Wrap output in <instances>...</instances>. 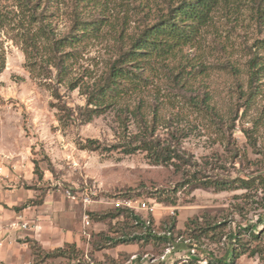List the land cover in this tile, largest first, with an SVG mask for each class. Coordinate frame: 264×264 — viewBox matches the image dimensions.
Returning <instances> with one entry per match:
<instances>
[{"label":"trees","instance_id":"16d2710c","mask_svg":"<svg viewBox=\"0 0 264 264\" xmlns=\"http://www.w3.org/2000/svg\"><path fill=\"white\" fill-rule=\"evenodd\" d=\"M14 1L19 16L12 27L13 41L25 55L31 79L50 80L57 99L60 85L79 90L86 98L85 106L76 110L63 104L59 110L65 119L88 124L107 113L115 116L120 142L105 146L90 139L80 143L82 149L120 150L126 155L142 152L152 165L174 167L182 182L174 197H161V202L176 205L177 192L189 188L218 193L241 190L244 193L236 199L245 206L256 203L263 210L257 223L247 224L204 212L189 219L185 230L177 229L172 216L157 233L153 221L121 207L104 218L125 215L133 231L107 237L106 244L155 242L179 251L200 250L203 258L183 264H238L244 256L258 257L264 264V204L263 199H253L258 192L264 193V173L238 178H224L218 172L210 175L208 169L221 170L224 165L218 159H204L201 164L182 148L190 131L173 127L174 119L179 121L184 114L197 116L203 135L223 146L232 158L252 162L234 132L237 122L250 116L264 95V0H72L73 9L66 7L70 25L64 32L57 25L60 9L55 7L60 0ZM131 16L136 17L133 26ZM252 29L256 36L248 38L246 33ZM236 34H243L246 41L235 42ZM94 43L106 44L109 55L101 74L80 68L84 51ZM189 49L197 54L190 55ZM209 56L211 61L206 60ZM5 67L0 41V75ZM263 120L264 112L253 120L252 128L243 129L256 154H262L258 134ZM133 124L135 133L130 130ZM162 129L168 131L166 138L159 135ZM35 169L42 176L38 164ZM232 209L247 219L244 206L236 203ZM210 245L216 246L218 254ZM33 252L36 258L66 259V264L78 259L76 245L47 253L35 243Z\"/></svg>","mask_w":264,"mask_h":264},{"label":"rangeland","instance_id":"374dc122","mask_svg":"<svg viewBox=\"0 0 264 264\" xmlns=\"http://www.w3.org/2000/svg\"><path fill=\"white\" fill-rule=\"evenodd\" d=\"M60 1L55 7L60 9L57 25L64 32L70 25L66 7H73L72 0ZM16 6L14 0H0V20L3 17L0 41L6 56V67L0 75V242L6 241L0 247V264H17L16 259L26 255L31 258L24 264L68 263L63 258H36L35 243L47 253L76 245L78 259L70 264H136L137 260L138 264H183L187 259L199 258L200 250L179 251L164 243L133 242L116 247L106 244L107 237L118 238L133 231L125 215L104 218L117 208L126 207L115 206L116 201L124 199L143 200L157 207L155 213L137 211L142 218L153 221L157 233L168 217H175L177 229L185 230L189 219L204 212L225 215L244 224L259 221L263 210L256 203L245 206L235 198L244 191L218 193L211 188H189L177 192L176 205L168 204L160 198L174 197L175 189L182 182V175L174 167L152 165L142 152L126 155L120 150L82 149L80 143L86 144L90 139L105 146L118 144L115 116L107 113L88 124L65 119L59 108L66 104L76 110L85 106L86 98L79 90L71 91L60 85L61 98L57 99L50 80L40 83L31 79L25 67V55L13 41L12 27L19 16ZM135 19L131 16L132 26ZM255 32L252 29L246 34L250 38L256 36ZM245 39L243 34L233 38L237 43ZM99 43L84 51L80 68H89L95 74L103 72L109 55L106 44ZM188 51L192 56L197 54L194 49ZM206 60L211 61V56ZM256 106L250 116L237 122L234 132L239 147L252 161L249 163L241 157L232 158L223 146L203 135L197 116L184 114L179 121L174 119L173 127L190 131L182 140V148L201 164L204 159H218L224 165L221 170L208 169L210 175L215 176L217 172L224 178L257 175L264 173V120L258 134V149L262 154L253 151L243 129L252 128L253 120L264 112V95L259 97ZM130 130L137 132L134 124ZM159 135L166 138L168 131L162 129ZM36 164L42 176L35 173ZM253 199H263L264 204V193L258 192V197ZM236 203L245 207L247 219L235 214L232 207ZM25 223L28 228L23 227ZM40 229L41 232H36ZM10 242L12 247L8 245ZM210 248L218 254L216 246L210 245ZM238 264L262 263L258 257L244 256Z\"/></svg>","mask_w":264,"mask_h":264},{"label":"built area","instance_id":"2783aa9c","mask_svg":"<svg viewBox=\"0 0 264 264\" xmlns=\"http://www.w3.org/2000/svg\"><path fill=\"white\" fill-rule=\"evenodd\" d=\"M115 206L116 207L126 206V207L131 208V209H133L135 211L144 210V211H147L149 213H155L156 208H157L156 206L152 205L149 202H146V201H143V200L135 201L133 199L118 200V201L115 202ZM85 222H86L87 225L90 224L88 217L85 218ZM23 227L24 228H28V224L25 223L23 225Z\"/></svg>","mask_w":264,"mask_h":264},{"label":"crops","instance_id":"0c3cea01","mask_svg":"<svg viewBox=\"0 0 264 264\" xmlns=\"http://www.w3.org/2000/svg\"><path fill=\"white\" fill-rule=\"evenodd\" d=\"M41 230L42 229H40L39 231H36V232H41ZM27 231H29V230H27ZM6 244V241H4V242H0V247H2L3 245H5ZM8 245H10L9 247H12L13 246V243L12 242H10V243H8ZM0 255H1V253H0ZM25 255V254H24ZM2 256V255H1ZM30 258H31V256L30 255H26L25 257H21L20 256V258L19 259H16V262H17V260H18V262L19 263H17V264H24V263H27L29 260H30Z\"/></svg>","mask_w":264,"mask_h":264}]
</instances>
